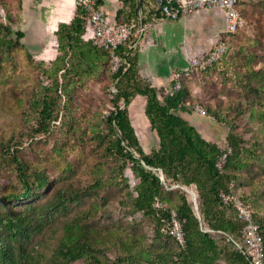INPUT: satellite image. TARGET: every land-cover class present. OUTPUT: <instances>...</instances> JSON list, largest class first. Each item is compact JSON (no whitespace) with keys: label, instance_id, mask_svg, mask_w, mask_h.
Wrapping results in <instances>:
<instances>
[{"label":"trees","instance_id":"1","mask_svg":"<svg viewBox=\"0 0 264 264\" xmlns=\"http://www.w3.org/2000/svg\"><path fill=\"white\" fill-rule=\"evenodd\" d=\"M247 3L251 2L239 5L241 13ZM138 5L136 0L129 1L131 18L138 15ZM6 18L8 24H0V69L6 63L16 66L14 52L27 50L23 42L26 34L13 31L11 15ZM86 18L78 7L70 24H60L55 32L58 57L49 63L50 66H46L45 61L37 65L52 82L49 88H43L44 93L38 100L32 101L41 124L39 133L46 134L51 124L58 120L63 97L66 103L72 102L75 86L103 69L110 70L109 53L83 39ZM232 36L224 37L230 46L224 59L212 69L196 73L206 74L229 57ZM119 54L125 57V62L118 73L112 74L117 88V93L112 95L115 110L103 121L109 150L122 162V174L130 169L137 180L134 193H128L131 207L155 221V237L163 247L149 250L145 246L146 237L137 232L122 233L119 229L94 227L101 207L94 204L88 210L76 209L94 192L93 185L81 188L52 181L46 170L32 167L22 158L15 137L0 134V159L15 165L21 185L20 189L5 192L2 197L14 205L0 209V264H42L41 254L31 246L34 234L42 231L55 214L68 217L72 210L75 214L63 227L54 259H61L65 264H250L242 243L243 223L232 207L223 205L220 192L232 193L255 206L254 210H261L260 227L264 239V209L259 204L264 194L244 175L255 166H262L264 170V145L259 141V138L264 139V70L245 69V75H251L258 83L254 85L246 80L244 88L255 93L258 100L233 116L236 109L231 105L213 109L194 102L193 91L184 83L185 77L180 91L173 96L161 97L139 76L137 48L133 49L128 43L120 48ZM28 58L34 64L30 53ZM137 97L146 99L145 115L158 142L150 153L143 149L130 117L129 107ZM23 102L20 100L18 105ZM195 106H201L206 116L228 128L226 142L232 153L222 173L215 168L221 152L219 143L205 139L178 114L187 109L194 111ZM245 113H248L249 121L259 124L260 137L253 145H248L245 137L235 130L238 117ZM239 184L250 189L240 191ZM189 191L196 195L198 206L193 207ZM23 200L26 203L19 205ZM171 211H176L183 223L184 247L167 233ZM256 218L257 213L255 220L258 223Z\"/></svg>","mask_w":264,"mask_h":264},{"label":"rangeland","instance_id":"2","mask_svg":"<svg viewBox=\"0 0 264 264\" xmlns=\"http://www.w3.org/2000/svg\"><path fill=\"white\" fill-rule=\"evenodd\" d=\"M33 5L34 0H0V24H8L6 16L11 15L13 31H24L27 35L23 40L27 50L18 49L14 52L17 65L6 63L0 69V134L7 138L15 137L22 158L32 167L46 170L52 181L81 188L93 185L94 192L76 209L88 210L94 204L100 206L102 212L97 215L94 227L119 229L122 233L137 232L146 237V248L161 249L163 244L155 237V221L131 207L128 193H134L137 180L130 169L122 174V162L115 159L109 150L103 121L115 107L111 95L114 80L108 68L75 86L71 103H66L63 97L58 120L51 124L46 134L39 133L41 124L32 101L38 100L44 93L43 88H49L52 82L37 67L44 60L38 55L40 49L36 43L49 45L52 36L47 32L42 34L43 41L38 40L37 24L42 19L40 16L30 17ZM242 14L246 24L243 30L231 37L229 57L210 72L194 73L184 80L193 91L194 102L204 107L209 105L213 109L231 105L236 109L233 110V116L258 100L255 93L244 88L246 80L254 85L258 83L251 75H245V69L264 70V2L247 3L242 7ZM28 53L34 64L30 63ZM45 62L46 66H50L52 61ZM20 100L24 101L22 105H18ZM145 105L146 99L137 97L130 105L129 112L143 149L150 153L158 142L145 115ZM204 117L203 129L208 137H216L223 149L227 143L228 128L209 115ZM237 120L239 122L235 130L245 137L248 145H253L260 137L259 124L249 121L248 113ZM259 141L264 145V139L259 138ZM0 167V209H3L14 205L13 202H5L3 194L15 188L20 189L21 185L15 165L0 159ZM261 167H252L244 175L252 179L253 186L264 194V170ZM242 189L248 191L250 188L239 184V190ZM188 195L193 207L198 206L193 192L189 191ZM23 203L26 201H21L19 205ZM259 204L264 209V198L259 199ZM255 211L261 226V210L255 208ZM74 214V210L68 217L57 213L42 231L34 234L31 246L41 254L42 264H65L61 259L54 260L55 253L63 235V227Z\"/></svg>","mask_w":264,"mask_h":264},{"label":"crops","instance_id":"3","mask_svg":"<svg viewBox=\"0 0 264 264\" xmlns=\"http://www.w3.org/2000/svg\"><path fill=\"white\" fill-rule=\"evenodd\" d=\"M129 1L101 0L99 7L111 19L125 22L133 16L129 10ZM136 1L139 3V0ZM160 2L161 0H145L142 8L139 10L137 8L138 13L144 14L146 23L150 24L137 52L140 78L154 87L161 97H165L173 86L174 73L187 69L191 58L206 56L226 31L227 23L223 11L219 9L202 10L177 21H153V15L158 11ZM31 10V18L40 16L42 19L37 24L38 40L43 41L42 34L47 32L52 36L49 45L43 42L36 43L40 49L38 55L41 60L53 61L59 55L55 32L60 24L72 22L77 14L78 6L75 0H34ZM91 38L92 31L86 28L83 39L88 42ZM178 114L193 125L205 139L218 143L216 137L210 133L211 137H208L203 129L204 115L188 109Z\"/></svg>","mask_w":264,"mask_h":264},{"label":"built area","instance_id":"4","mask_svg":"<svg viewBox=\"0 0 264 264\" xmlns=\"http://www.w3.org/2000/svg\"><path fill=\"white\" fill-rule=\"evenodd\" d=\"M101 0H75L76 5L86 15V28L92 31L91 42L97 49L110 55V72L118 73L125 62V57L119 54L122 46L130 43L133 49L143 42L150 24L146 23L144 14L138 13L127 22H119L108 17L99 7ZM262 0H164L162 7L153 15V21H177L192 16L202 10H221L224 13L227 28L216 46L204 57H193L188 61L187 69L177 71L173 75V86L169 95L173 96L182 89V79L196 72H205L219 64L229 53L230 46L224 40L225 36L235 35L245 27V19L238 7L245 2ZM117 93L116 84L111 86V95ZM194 111L201 115L206 112L201 106H195ZM232 148L225 144L215 163V168L222 173L228 163ZM223 205L232 207L238 219L243 223L241 231L242 243L250 264H264V239L260 225L255 220V210L252 204L243 201L232 193L220 192ZM167 233L181 246L186 245L183 223L176 211H171V222Z\"/></svg>","mask_w":264,"mask_h":264},{"label":"water","instance_id":"5","mask_svg":"<svg viewBox=\"0 0 264 264\" xmlns=\"http://www.w3.org/2000/svg\"><path fill=\"white\" fill-rule=\"evenodd\" d=\"M144 2H145V0H139L138 10L142 8ZM162 4H163V3H162V0H161V2H160V4H159V8L162 7ZM193 195L195 196V197H194V201L196 202V195H195L194 193H193Z\"/></svg>","mask_w":264,"mask_h":264}]
</instances>
